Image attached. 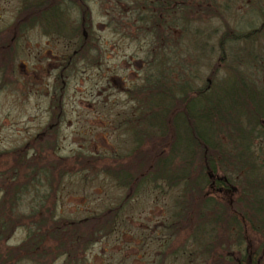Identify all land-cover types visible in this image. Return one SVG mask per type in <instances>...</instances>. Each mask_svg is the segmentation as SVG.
I'll return each instance as SVG.
<instances>
[{
	"label": "trees",
	"instance_id": "trees-1",
	"mask_svg": "<svg viewBox=\"0 0 264 264\" xmlns=\"http://www.w3.org/2000/svg\"><path fill=\"white\" fill-rule=\"evenodd\" d=\"M18 2L13 22L0 29V90L16 82L10 75L18 42L33 29L75 43L73 52L55 61V70L60 68L54 76L56 84L73 73L78 60L88 66L101 63L100 47L91 42L94 29L88 0ZM69 2L79 8L80 16L74 20L66 17ZM131 12L114 30L128 28L129 34L124 35L151 39L152 45L141 81L121 88L135 102L122 110L117 125L129 138L130 148L121 154L57 157V128L65 108L55 89L48 121L40 132L45 140L33 139V144L0 151V264H47L60 256L63 264H85L86 249L116 230L126 205L148 190L177 192L163 224L171 238L186 234L178 247L169 250L170 239H165L163 248L156 251L160 255L156 264H264V166L259 164L264 157V91L258 92L254 80L234 73L224 57L219 65L231 68L227 74L233 82L215 80L212 69L210 88L194 92L179 88L177 77L199 78V73L194 57L187 53L181 58L178 42L170 43L177 0H136ZM227 38L223 35L221 48ZM240 52L243 59L245 49ZM77 164L110 179L124 192L122 201L81 218L56 215L55 198L63 179L78 173ZM219 173L227 181L215 185L210 174ZM20 227L25 228L26 237L10 244ZM250 231L253 237L262 236L260 244L254 245Z\"/></svg>",
	"mask_w": 264,
	"mask_h": 264
},
{
	"label": "rangeland",
	"instance_id": "rangeland-1",
	"mask_svg": "<svg viewBox=\"0 0 264 264\" xmlns=\"http://www.w3.org/2000/svg\"><path fill=\"white\" fill-rule=\"evenodd\" d=\"M112 1L94 0L89 3L94 29L90 37L91 42L100 47L101 63L88 66L78 60L73 73L67 75L61 84L55 83L54 76L60 69L58 66L55 70V61L64 60L65 56L73 52L74 41L45 35L39 29L26 32L19 40L14 72L10 75L16 82L7 83L9 85L0 90V151L26 143L33 144V139L40 140V143L45 140V135L40 132L48 121L50 98L55 89H58L65 108L57 128V157L103 155L113 151L121 154L130 148L129 138L118 130L117 125L122 120V110L133 107L135 102L129 100L127 93L121 88H132L141 81L146 52L152 45V40L149 39V43L145 38L131 39L130 35L123 34H129L128 29L114 30L117 28L115 24L123 16L125 18V14L128 16L127 7L133 6L136 0H122L116 11L111 9L115 6ZM18 7V0H0V29L13 22ZM121 11L124 14H119ZM254 12L234 14L225 21L219 18L205 22L188 21L186 24L190 27H200L203 31L194 35H171L170 43L174 45L178 42L183 57L188 54L194 57L198 66L200 88L208 84L207 78L212 69H215L218 78H229L227 73L231 70L227 71L225 63L219 65V61L223 57L228 61L231 55L234 56L233 59H240V49L246 42L248 46L243 55V64L240 67L234 65L233 70L234 73L244 74L250 81L256 79V58L253 56L256 50L255 44L251 45V36L243 35L238 36V40L224 41L222 48L219 45L223 37L222 29L226 24L243 30L256 28L259 18ZM133 17L135 18L134 15ZM206 28L210 30L207 31ZM212 28L220 31L212 34ZM131 31L135 32L133 27ZM262 43L264 45V38ZM260 55L263 59L259 66V91L263 92L264 50H261ZM229 82H233V77ZM251 84L249 86L253 87ZM55 96L58 97L57 94ZM260 163L264 166V157H260ZM76 166L79 168L78 173L63 179L55 198L56 215L68 219L81 218L122 201L124 192L118 190L110 179L94 175L90 170L82 168L83 165ZM168 191V194H163L158 190H148L131 200L121 214L122 220L117 229L95 241L83 253L87 258L85 264H156L160 257L156 255V251L163 248L165 239H170L171 243L166 250L178 247L186 234L183 232L171 238L163 224L177 193L174 190ZM251 234L254 245L260 244L262 236L253 237V232ZM25 237L26 230L20 227L8 242L19 244ZM63 262L64 257L60 256L47 264ZM168 264L183 263L169 261Z\"/></svg>",
	"mask_w": 264,
	"mask_h": 264
},
{
	"label": "flooded vegetation",
	"instance_id": "flooded-vegetation-1",
	"mask_svg": "<svg viewBox=\"0 0 264 264\" xmlns=\"http://www.w3.org/2000/svg\"><path fill=\"white\" fill-rule=\"evenodd\" d=\"M93 1L94 0H91V1L88 0V4ZM201 1L202 2H200V0H188L187 5H185L184 0H177L176 27H173L170 29L171 35L182 36L187 33L194 35V33L203 31L200 27H196V26L190 27V25L186 24V22L188 21L192 23H194L195 21L205 22V21H209L208 19L213 20L215 18L223 19L225 21V19H227L231 15H234V14L242 15V14L248 13L249 11H255L254 13L256 17L259 18V25L256 28L254 29L246 28L243 30L242 28H238V27H229L228 24H226L222 29V36L223 35L229 36V38H227L225 41H228V40L234 41V39L236 40L239 39L238 36H243V35L251 36L255 34L251 41L252 42L251 45L255 44V50H256L255 58H256V68H257V77L255 80L257 81L255 80L254 81L257 84V89L259 92V66H261L260 64L262 63V59H263V57L260 55V52L261 50H264V45L262 43V40L264 38V0H201ZM112 2L115 3L114 4L115 6L111 9L114 11H116V9H119V4H120L119 0H113ZM68 4H69V8L66 12V17H69V18L75 17L74 19L78 18V16H80L79 8L76 7V5L73 4V2H69ZM134 5L128 6L129 14H132L131 9L134 8ZM163 14L165 13L164 12H162V14L160 13V16L162 17ZM178 25L180 27H178ZM131 27L134 28V26H131ZM131 27H129L130 31H131ZM125 29H128V28H125ZM206 30L209 31L210 29L208 30L206 28ZM134 31H135V28H134ZM218 31H220V29L218 28L211 29L212 34L218 33ZM83 33H85V31H83ZM246 44L248 43L246 42ZM243 48L245 49V47ZM232 57L234 56L231 55L230 59L226 62L227 65L229 64L228 65L229 67L233 68L234 65H237V67H240L243 64L242 59H233ZM181 58H183V56H181ZM214 79L215 80H222V79L230 80L231 78L230 77L229 78L228 77L218 78V76H216ZM239 80H241V78ZM244 80L250 81L248 77H245ZM176 81L179 83V86H178L179 88L186 87L192 92H194L196 88H199L198 77H195V76H188V77L179 76L176 78ZM184 81H190L191 84L184 86L183 85ZM207 83L208 84L206 85V87L210 88L211 84L213 83V80L210 77H208ZM262 123L264 124V120H262ZM210 176L216 180L215 185H217L218 182L220 181H223V182L227 181L224 176L219 175V174H210ZM216 188H218L220 191L223 189L220 186L219 187L216 186Z\"/></svg>",
	"mask_w": 264,
	"mask_h": 264
}]
</instances>
